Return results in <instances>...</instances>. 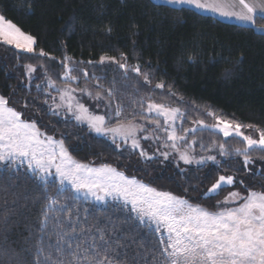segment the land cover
<instances>
[{
    "label": "snow or ice",
    "instance_id": "1",
    "mask_svg": "<svg viewBox=\"0 0 264 264\" xmlns=\"http://www.w3.org/2000/svg\"><path fill=\"white\" fill-rule=\"evenodd\" d=\"M160 3L173 11H188L206 18H235L264 33V0H160ZM28 7L31 9V3ZM131 29L135 49L134 37L139 35L135 22ZM113 31L110 21L99 27L105 36H111ZM0 45L57 60L37 49V38L2 13ZM193 47L199 45L194 42ZM130 59L136 62L130 63ZM242 59L241 56L237 63ZM197 62L196 52L187 56V63ZM59 63L63 68V86L51 77L46 82L50 91L35 85L37 91L44 92L43 102L51 114H63L77 125L86 124L90 132L108 138L121 155L127 150L143 161L160 158L168 161L171 157L181 176L186 175L187 169L180 162L198 169L211 162L216 169L208 172L206 181L210 187L201 193V198L212 199L213 204L208 207L187 196L160 190L111 163L96 165L76 159L64 138L57 139L43 131L34 119L17 110L15 102L10 104V99L0 94V207L3 208L0 264H29L25 253L32 256L31 264H264V190H253L240 176L218 171L223 168L218 156L227 159L234 154L242 158L240 170L252 173L253 178H264V172L249 167L257 161L264 162V126L242 122L235 116L227 118L216 109L185 101L172 90V84L160 81L153 85L155 67L151 61L141 63L126 52L118 56L102 55L98 61H76L65 55ZM79 64L105 68L115 65L122 73L125 88L134 77L135 83L131 85L134 95L129 103L118 99V94L123 93L116 88L115 78L106 87L101 81L107 75L97 76L93 72L90 77L87 69L75 67ZM24 67L31 82L37 67L31 63ZM41 68L47 75V68ZM231 71L226 69L225 75H231ZM74 72L82 74L84 86H80L81 77ZM89 80L94 81L92 88L87 86ZM141 88L149 92L166 90L213 123L192 119L185 108L156 102L150 94L142 95ZM85 96L103 102L96 107H103L104 113L90 110L82 102ZM23 108L26 110L28 104ZM189 123L191 126H186ZM204 130L222 134L224 138H238L241 146L230 148L227 143L217 141L206 146L202 140L198 145L197 133ZM142 140L154 141L159 146L150 154ZM197 147L201 154H197ZM205 152L215 154L204 155ZM21 176L40 189L43 203L37 224L28 226V236L24 237L27 247L17 251L8 243L9 213L15 212L16 204L15 200L9 202L8 196L9 189L16 187ZM233 185H243L246 194L233 190L223 200H215L221 190ZM189 188L200 191L199 184L186 186L183 191L187 193ZM82 200L94 201L96 206H83Z\"/></svg>",
    "mask_w": 264,
    "mask_h": 264
},
{
    "label": "trees",
    "instance_id": "2",
    "mask_svg": "<svg viewBox=\"0 0 264 264\" xmlns=\"http://www.w3.org/2000/svg\"><path fill=\"white\" fill-rule=\"evenodd\" d=\"M0 13L34 35L37 49L57 57V60H52L0 45V94L8 97L10 104L15 102L17 110L34 119L43 131L57 139L64 138L73 156L82 162H94L96 165L111 163L160 190L187 196L193 202L208 207L213 204L212 199H202L201 193L210 187L206 176L210 170L216 169V165L209 164L199 169L181 166L187 169L186 175L181 176L177 174L175 164L159 160L143 161L127 150L121 155L109 140L91 134L86 127L77 125L71 119L66 120L49 112L43 102L46 99L44 92L37 91L35 85L40 83V75L44 72L41 66L47 68V74L57 84H63V68L59 60L65 55L76 61H98L102 55L118 56L120 52L128 53L130 58L135 55L141 63L148 60L155 67L153 85L160 81L172 84V90L178 96L182 95L185 101H195L202 108L216 109L227 118L235 116L242 122L264 126V33L257 32L253 27L226 23L188 11H173L169 6L151 0H0ZM107 21L114 25L111 36L99 32V27ZM133 22L139 31V35L134 37L137 41L135 49L130 39ZM194 42L199 47L194 48ZM192 52L198 54L196 64L187 63V56ZM221 56L225 59L221 60ZM241 56L242 61L237 63ZM129 62L135 63L136 60L130 59ZM29 63L37 67L39 76L31 83L27 82L24 67ZM75 67L87 69L90 77L93 72L97 76L107 75V79L101 81L106 87L115 78L116 88L123 93L118 94V99L124 104H128L134 95L131 85L135 83V78L129 80V86L125 88L122 73L115 65L105 68L79 64ZM226 69L232 70L231 75H225ZM73 74L81 77L78 83L84 86L82 74ZM93 83L89 80L87 86L92 88ZM141 94H150L156 102L185 108L192 119L207 117L202 112L191 111L187 104L171 97L166 90L149 92L141 88ZM25 103L28 104L26 110L23 108ZM197 140H202L206 146L213 141L225 142L230 148L241 146L238 138H223L210 131L198 132ZM221 160L223 168L218 170L219 174H236L244 179L249 188L264 190V178H253L252 173L240 170L242 158L233 154V157ZM249 167L264 172V162L257 161ZM197 184L199 192L191 188L187 193L183 191L184 187ZM233 190L245 193L243 185H233L221 190L215 200H223ZM8 199L9 202L16 201L15 212L9 213L11 231L7 234L8 243L20 251L27 247L24 237L28 236V226L37 224L43 195L32 181L21 176L16 181V187L9 189ZM81 204L96 206L83 200ZM24 255L31 264L32 256Z\"/></svg>",
    "mask_w": 264,
    "mask_h": 264
},
{
    "label": "rangeland",
    "instance_id": "3",
    "mask_svg": "<svg viewBox=\"0 0 264 264\" xmlns=\"http://www.w3.org/2000/svg\"><path fill=\"white\" fill-rule=\"evenodd\" d=\"M25 75H26V69H25ZM40 76H41V79H40V83H39V85L41 86V88H43V89L45 90V92L50 91V90H48L47 87H46L47 78L50 77V76H49L48 74L45 75V72H43ZM38 77H39V76L37 75V72L34 73L31 82H32L34 79L37 80ZM26 79H27V78H26ZM51 79H52V78H51ZM61 79H62V77H61ZM27 82H28V83H31V82H29L28 79H27ZM62 82H63V81H62ZM60 85L63 86V84H60ZM74 85H75V84H74ZM74 85H73V86H74ZM52 95H56V93H55V92H52ZM77 95H79V93H78ZM49 102H51V101L49 100ZM82 102L85 103L86 106H88L90 110L95 111L97 114H103V113H104V109H103V107H100V108H97V107H96V104H97V103H101L100 101H94V100H91V99H89V98H87V97L85 96V97L82 98ZM55 116L64 118V115H63V114H61V115H55ZM69 119H70V118H69ZM205 121H206L207 123H213V121H212L211 118H209V117H205ZM74 122H75V121H74ZM75 123H76V122H75ZM81 126H84V127L87 128V125H86V124H85V125H81ZM186 126H191V124L189 123V124L186 125ZM87 129H88V128H87ZM204 131H208V130H204ZM89 132H90V131H89ZM90 133L93 134V135H95V136H97L94 132H90ZM220 135L222 136V134H220ZM98 137H99V136H98ZM222 137H223V136H222ZM103 138H105V137H103ZM223 138H224V137H223ZM229 138H232V137H229ZM105 139L109 140L108 138H105ZM109 141H110V140H109ZM110 142H111V141H110ZM199 142H200V140H198V145H199ZM141 143H142L143 147H144V148H145L150 154L153 153V152H155V149L159 146V145L156 144L154 141H143V140H142ZM197 154H201V153H200V150H199V147H197ZM203 154H204V155H207V154H215V153H207V152H205V153H203ZM218 159H223V158H221V157L218 156ZM157 160H159V161H161V162H163V163L174 164V163L172 162V158H171V157L169 158L168 161H163L162 158L157 159ZM209 164H211V162H209ZM180 165H181V166H186V165H183L182 162H180ZM192 166L197 167V166H195V165H192ZM242 193H243V192H242ZM244 194H246V193H244ZM88 201H90L91 203H93V204L96 205V202L91 201V200H88Z\"/></svg>",
    "mask_w": 264,
    "mask_h": 264
},
{
    "label": "crops",
    "instance_id": "4",
    "mask_svg": "<svg viewBox=\"0 0 264 264\" xmlns=\"http://www.w3.org/2000/svg\"><path fill=\"white\" fill-rule=\"evenodd\" d=\"M151 1L156 3V4H163V3H160V0H151ZM163 5H165V4H163ZM212 18H215V19H217L219 21L226 22V23L236 24V25L245 26V27H252L250 24H244V23L236 20L235 18H231V19L218 18V17H212ZM256 31L259 32V33H262L261 31H258L257 29H256Z\"/></svg>",
    "mask_w": 264,
    "mask_h": 264
}]
</instances>
